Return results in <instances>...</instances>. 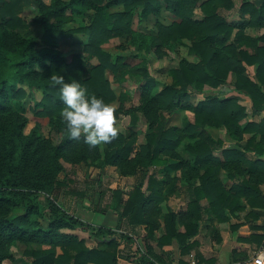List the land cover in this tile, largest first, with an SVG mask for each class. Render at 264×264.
<instances>
[{
	"label": "trees",
	"instance_id": "16d2710c",
	"mask_svg": "<svg viewBox=\"0 0 264 264\" xmlns=\"http://www.w3.org/2000/svg\"><path fill=\"white\" fill-rule=\"evenodd\" d=\"M24 1L0 0V264L12 259L10 249L17 245L28 247L22 255L32 264H116L119 239L126 246L132 243L129 237L94 227L58 205L57 194L64 184L62 163L99 170L109 167L122 177H138L126 200L122 192L114 191L106 208L117 214V227L121 220L131 227L145 226L148 238L162 225L158 247L175 240L182 255L196 247L190 240L205 215L223 223L250 208V216H259L256 209L264 208L259 189L264 185V163L251 162L246 153L264 155V122L247 120V109L237 98L204 95V88L218 89L233 74V89L249 99L251 114L264 110V33L246 34V29H264V4L256 8L240 0L242 21L228 22L222 13L233 9V0H50L48 4L32 0L36 14L26 21L21 18ZM116 8L120 9L113 11ZM162 8L176 21L156 22V34L149 36L132 29L134 18L159 16ZM77 18L87 24L64 31ZM25 23L38 27L39 36H21L18 31ZM74 34L87 37L84 57L74 54L67 62L57 42ZM123 36L129 38L137 64L103 49L110 40ZM180 46L196 62L181 60L168 71L170 84L159 83L148 72V55L160 60L163 49L175 52ZM247 67H254V79ZM55 74L64 76L66 82L80 81L90 94L107 103L117 100L120 110L128 96L116 97L112 84L130 82L138 89V111L148 126L144 143L136 147L133 132L119 133L105 144L102 156L98 147L71 139L60 119L64 105L58 88L49 84ZM34 91L41 98L30 108L33 115L50 121L62 136L54 147L22 133L24 106ZM195 95L203 99L192 104ZM182 113L191 114L192 121L172 123ZM136 122L137 116L131 115L132 127ZM211 129H224L237 143L248 138L237 149H224ZM218 152L222 160L214 156ZM157 169L162 171L161 180ZM222 173L236 182L227 188ZM182 192L188 200L186 208L174 212L168 200ZM76 230L86 233L96 247L88 248L85 239L72 233ZM127 259L136 264L160 263L150 248L146 254L135 253Z\"/></svg>",
	"mask_w": 264,
	"mask_h": 264
},
{
	"label": "rangeland",
	"instance_id": "374dc122",
	"mask_svg": "<svg viewBox=\"0 0 264 264\" xmlns=\"http://www.w3.org/2000/svg\"><path fill=\"white\" fill-rule=\"evenodd\" d=\"M48 1V0H47ZM203 1V0H200ZM233 9L230 12H223V16L227 19V21L239 22L242 21L240 16L238 15V7L240 4V0H233ZM23 12L21 14V18L26 21L33 18L36 14L35 6L32 0H25L22 3ZM120 8H116L113 11H117ZM199 10H195V17H200ZM244 19H247L245 17ZM75 23H70L65 26L64 31H68L71 29H75L78 25L83 22L87 24V21L81 22L80 18ZM83 20V19H82ZM173 21H176L175 17L170 15L163 8L160 9L159 16H155L154 14L148 15L145 19L139 20L137 17L134 18L132 23V29L134 31H138L145 35H151V33L156 34V22H159L163 25H169ZM247 29L246 33L251 37H258L257 31H251ZM23 37H38L40 30L38 27L29 26L26 23L24 27L18 31ZM264 33V32H263ZM87 42V37L82 34H74L68 36L65 39L59 40L57 42L58 51L63 55L67 62L71 61V57L74 54H81L83 46ZM120 47H127L125 50L120 49ZM103 49L110 53L111 55H123L128 57V62L131 65L137 64L138 59L132 58L133 53L135 52L131 45H129V38L127 36H123L120 38H115L109 41L106 45L103 46ZM162 52L164 56L162 59H157L155 55H148V72L151 77L157 79L161 84H170V79L168 77V71L171 68H176L178 63L181 60H186L189 62H194L196 58L188 55L187 48L180 46L177 51H168L163 49ZM249 75H252V70H248ZM251 73V74H250ZM107 78L110 80L111 76L107 73ZM232 76H230L224 85L220 86V91H213L215 89L204 88L205 95H219L224 96L228 95L232 92L231 87L233 88V80ZM112 89L118 97L120 93H125L128 96V100H126L121 108L118 109L117 100L112 103L116 110L121 111L118 118V127L119 133L125 134L129 131L133 132L137 138V142L135 146L141 145L144 143V135L148 132V126L143 115L138 111L139 107V92L138 89L131 85L130 82H125L123 84L117 85L112 84ZM41 98V94L39 91H34L29 99L26 100L25 103V112L22 114L26 119V125L22 131L23 135L29 136L30 134L35 135L40 139V142H49L52 147L59 144L62 140V136L54 127V125L48 121L47 119H40L33 115L30 108L34 106ZM203 97L200 95H195L191 99V103L195 104L198 101H201ZM241 105H244L245 102L241 100ZM249 114V111H247ZM136 115L137 122L132 127L130 124V116ZM192 115L189 113H182L175 115L172 123L175 125H182L185 122H191ZM214 138H222V132L219 131H210ZM101 155L103 156V151L106 149V146L98 147ZM64 167V172L60 175L61 181L64 183L62 187H60V191L57 196V203L62 207L63 210L69 212L71 215L76 218L89 223L90 225L98 226L102 223L105 225L113 224L116 221V218L111 211H109L106 206L111 203L113 200V192L120 191L123 194L125 191H129L134 185L138 182V177H122L120 176L114 169L105 167L103 170L96 169L94 167H87L85 165H77L73 166L67 163H62ZM154 170V169H153ZM155 171V170H154ZM151 173V170H150ZM161 169L156 170V177L158 180L162 179ZM126 195V194H125ZM40 199L44 201L43 196ZM173 206L176 208L180 205V202L173 201ZM105 210V211H103ZM79 235H84L87 237L86 233L79 231ZM120 236H126L124 234H117ZM128 237V236H127ZM122 239H119L120 242ZM87 241V245L89 247H93L92 242ZM133 249H137L135 245L132 247ZM28 247L23 245H17L10 249V255L12 259L6 260L3 264H32L31 259L25 258L22 253L27 250Z\"/></svg>",
	"mask_w": 264,
	"mask_h": 264
},
{
	"label": "crops",
	"instance_id": "0c3cea01",
	"mask_svg": "<svg viewBox=\"0 0 264 264\" xmlns=\"http://www.w3.org/2000/svg\"><path fill=\"white\" fill-rule=\"evenodd\" d=\"M49 1L50 0H45V3L48 4ZM249 30L257 31L256 36H260L264 32V29ZM194 62H196V60ZM248 70H252L253 76H249L254 79V67H247V73L249 74ZM230 76H232V80L234 82V75L230 74L228 78ZM231 89L232 92L228 95L219 96L217 94L216 96H219L221 98L235 97L238 99L239 104L241 103V100H243L245 104L242 106L246 107L247 111H249L247 120L254 123H258L260 121L264 122V110L255 115L251 114L249 99L245 96L237 94L232 87ZM218 90H221L220 87L213 91ZM200 96L203 97V95ZM211 130L222 132L223 136L226 137L225 139L215 138L222 141L224 149H237L239 145L243 144L248 138V136L246 135L242 143H237L227 136L224 129ZM211 130H209V132ZM214 156L221 160L223 159V156L220 152L215 153ZM246 156L251 162L257 161L259 159L264 163V155L261 158H258L254 153H246ZM160 175L162 176V171ZM173 175L174 173H171V176ZM221 179L223 180L227 188L231 187L233 183L236 182L233 179H228L226 173L221 174ZM133 187L129 191H131ZM259 189L264 198V185L260 186ZM129 191H125V193L123 194V200H126L127 196L125 194ZM173 201L180 202V205H178V207L176 208L172 205ZM187 201L188 200L185 196V193L182 192L176 197L169 198L167 205L172 211L178 212L180 210H185ZM201 205L205 206V201H202ZM251 211L253 210H251L250 208H246L245 210L237 213L236 217L233 216L229 221L223 223L212 219V217H210L209 215H205L203 220L199 222L197 235L190 240V242L196 243V247L191 252L184 255H182L179 251L175 240H173L170 245H165L162 248L158 247L157 240L163 234L162 225L160 226L158 231L153 233V236H151V238H148L145 226L131 227L127 225L125 220H121V222L119 223V227H117L118 216L116 213L111 211V213H113L116 218V221L113 224L104 225L102 223L98 226L94 225V227L101 226L110 228L117 234H124L131 239L132 243L128 246H126L122 242V240L119 242L118 259L116 264H136L135 262H133L132 260H128L127 258H131V256L135 253L137 255L146 254L148 252V248H150L151 252L160 259V263L156 262L157 264H191L192 261H196L198 264H256L253 261V257L261 247V244L259 245L258 242L261 241L262 244L264 243V208L256 209V211L260 213L256 218H253L249 215ZM180 231H183V229L181 228ZM72 233L76 234L80 238L89 240L90 243L92 242L93 247H89L87 245L88 243H86V246L88 248L92 249L96 247L95 242L90 240L88 238V235L87 237H84V235H79L80 233L78 232V230ZM247 239H251V241H248ZM135 245L137 246V249L132 248L133 246L135 248ZM196 253H198L199 258L197 257Z\"/></svg>",
	"mask_w": 264,
	"mask_h": 264
},
{
	"label": "clouds",
	"instance_id": "9594fccd",
	"mask_svg": "<svg viewBox=\"0 0 264 264\" xmlns=\"http://www.w3.org/2000/svg\"><path fill=\"white\" fill-rule=\"evenodd\" d=\"M49 84L58 88L64 105L60 119L71 139H82L89 148H96L111 143L119 135L116 109L111 103L90 94L80 81L69 79L66 82L59 74L51 75Z\"/></svg>",
	"mask_w": 264,
	"mask_h": 264
},
{
	"label": "built area",
	"instance_id": "2783aa9c",
	"mask_svg": "<svg viewBox=\"0 0 264 264\" xmlns=\"http://www.w3.org/2000/svg\"><path fill=\"white\" fill-rule=\"evenodd\" d=\"M253 261L256 264H264V243L261 245L258 252L255 253ZM191 264H198L196 261H192Z\"/></svg>",
	"mask_w": 264,
	"mask_h": 264
},
{
	"label": "water",
	"instance_id": "95a60500",
	"mask_svg": "<svg viewBox=\"0 0 264 264\" xmlns=\"http://www.w3.org/2000/svg\"><path fill=\"white\" fill-rule=\"evenodd\" d=\"M247 3L252 4L256 8H260L264 4V0H246Z\"/></svg>",
	"mask_w": 264,
	"mask_h": 264
}]
</instances>
